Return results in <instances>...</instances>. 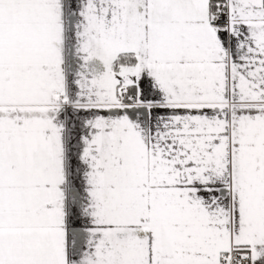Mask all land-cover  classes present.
Here are the masks:
<instances>
[{
    "label": "snow or ice",
    "instance_id": "obj_1",
    "mask_svg": "<svg viewBox=\"0 0 264 264\" xmlns=\"http://www.w3.org/2000/svg\"><path fill=\"white\" fill-rule=\"evenodd\" d=\"M0 264H264V0H0Z\"/></svg>",
    "mask_w": 264,
    "mask_h": 264
}]
</instances>
